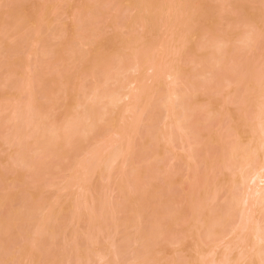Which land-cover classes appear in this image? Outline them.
Returning a JSON list of instances; mask_svg holds the SVG:
<instances>
[{"label": "bare ground", "instance_id": "obj_1", "mask_svg": "<svg viewBox=\"0 0 264 264\" xmlns=\"http://www.w3.org/2000/svg\"><path fill=\"white\" fill-rule=\"evenodd\" d=\"M125 1L121 2V6H123V4H124V9H125V6H127V5H128L127 6L128 8L134 7L133 9H137L136 11H134L135 12L134 15L132 13V15H131L132 17L130 19H129V17H126L127 19H125V17H124L125 21L123 19H121L124 21V22L122 21V24L123 23H126V24H123V26L124 25L125 26H124V28H123V26L121 27L122 29H120V33L122 34V31L125 29L126 32L125 31L124 32L126 34L121 35L122 38L120 39V41H118L115 49L105 52L103 59L100 61V64L98 63L97 65L92 66L94 69H92V67H91V71L89 70L90 66L87 68V71L89 72V73L87 72V75L89 77L91 75V81H92L91 82L92 84L89 85L90 86V89L88 88L89 90H86V92H85V91H83L84 90L83 87H82L83 90H81L80 84L84 82V81H81V78L79 80L81 82H79V81L76 82L75 80H73L76 83L73 82L74 85L72 87V90L69 91V92L73 91L72 92L73 94L67 92V94H69V97L71 96L70 98L71 99L73 98V105H72V102L71 103L69 102L71 104L70 107L67 106V105H69L68 102L65 103L64 102L65 99L63 100V98L66 97L67 95L65 94L64 97H63V95L62 96L59 95V93L61 94V92H63L64 89H66V87L67 88L69 87V86H67L68 84L66 83V81L70 80L69 79L70 76L67 77V75L65 73H63L64 77H66L67 80L62 81L64 78L62 77V75L59 74L60 72L59 73L57 72V74H59L61 76L62 80L60 79V81L63 82L62 83L63 87H62L61 84H58V82H59L58 76L54 73L55 76H57V77H55L54 74L49 73V71L47 70V69H49L47 67L48 66L47 61H45L46 64L45 63L41 64L40 63L41 61H39V60H38V62L36 61V66L38 67L40 65L38 67L40 69V71H39V69L38 68L36 69V67L34 65H33V67L30 66V62L27 59L25 61V59L23 58L25 56V55H23V54H25V50L28 51L29 54H30V52H31V54L36 53V51H32L33 48L31 51L27 50V48L29 47V49H30L31 44L33 42H34L33 45L38 44L39 38L38 39L35 38V36L38 37V35H39L38 29L32 28V30H31V32L33 31L32 34L30 32L31 35L28 33V34H26V36H24V38L26 37V39H23V40H25L26 43H28L30 46L24 45V46H26V49L24 46H22L23 47L22 48L21 44H23V40H21L22 43L21 44H15V46H14L15 50L13 48V50H14L13 53H15V54L12 53V55H14L13 59L10 61L11 63H8L9 66H7V68L8 67H11V68H8V70H5L8 73V74H6V73L5 74L8 76L7 77L5 76V80L3 78L4 81L2 83H0L1 86L9 87L8 89L12 90L11 95H13V97L10 99V101H8L7 103L5 102L6 104L2 103V106L0 105V116H1L0 117V127L1 126L4 127L3 128L4 133H5V131L9 130L8 132H10L9 133L10 138H7V139L5 138L6 140H8L7 142H9V143H6V144L9 145L12 142L13 145L11 144V148H12V146H13V148L10 152L12 155L14 153L13 157H15V154L17 157L16 159L13 158V160H12V158H10L12 160V163H14L15 161H17L18 163L21 161V163H22L23 159L21 160V158L26 157L27 159L25 158L24 159L25 162L23 161L22 164H26L27 167H28L27 164H30L29 165L30 167H28L29 169H33V170L35 169L36 170V168H37L40 171V167L43 164V163L41 164V162H43V160L42 161L39 160L40 161L39 162L38 159L40 157H41V159H43L45 157L44 153H42V151L45 152L44 151L45 148H54L55 152H57V153L61 149L62 150L68 149L69 151H67V153L73 152L72 151V146H74L73 144L77 142L76 140H79L81 138L82 140H79V142L76 143V144H78L77 147L75 146L76 149L77 148L81 149V148H79L80 147L79 144L84 142V140L86 141L89 138V136H88L89 134H90V136L92 135V133L93 134L96 133V135L100 134L101 125L99 126V123L104 120L105 116H106L105 118H107V114H109L108 117L110 116L109 119L111 120V122H109V124L112 123L113 124L112 126H116V127L119 126V128L117 129V132H115V134H117V136H119V138L118 137L116 139L113 138L114 140L113 141L111 140V142H109V144H107V143L104 145L100 144L101 146L99 144L97 145L94 141L92 143V147L90 148L88 146L87 149H89V150L88 151H87V149L85 150V151H87V154H89V156H87V154H86L85 156H87V157L84 156L85 157L84 160L80 158L83 161H79V159L75 160L77 162L74 161L75 162L74 166L77 165L79 167V169H83L81 171L78 169V171L74 172V173L75 174L79 173V174L75 175L74 173H72L71 176H73V174H74V176L80 175L79 177H77V178L74 177V178L75 179H79V178L81 179L82 178L79 181L80 183H78L77 185L83 191V194L85 191V194L82 195L84 200L82 198H80L79 201H75V198L79 195L80 192H82L80 190V192L78 193L77 192L78 188L77 189L74 188L75 192H73V193H75L74 194L75 196L73 195V193L71 191L73 190L72 188L76 185L75 182H74L75 185L71 188V191H70V189L68 190L71 193L69 195V197L66 196L67 195L66 189H68V187L65 188L64 191L61 190L62 191V192H60L61 194L63 192H65V193L62 195H59V198L55 197V199L57 198V201L56 200H54V201L57 205L56 204L52 205L53 203H51L52 206H50V209H48L46 211L47 213L45 212L46 214H44V215L42 214L40 219H38L39 217L36 218L40 221V223H43L42 220L45 219V217H46V219H45L46 221L43 220L44 221L43 225L39 226L38 225L39 223L37 224L35 222V224L38 226V227L36 226L38 228V230L36 232H38V231L40 232V233L38 232L39 234L38 233L37 234L40 235L41 233H44V235H45L49 231H51V229H52V232L48 233L52 237L53 234L55 233L54 231H56L59 226L61 227L60 224L55 225L54 224L55 221H53L56 218L60 221L61 215H59V214L65 213V216H67L66 213H68V215L70 214V219H72L71 217L74 218L76 215L77 216L75 217V219L78 216H80V218H81V213L84 216V212L79 211V212H81L80 215L78 212V208H79V210H81V208L83 209V206L81 207V205L83 204L82 203L83 201H85L83 205H85L87 202H89V204H90V202H92L90 208H88V206H89V204H88L86 207H84L85 209L82 210V211H85V213L87 212L86 223H87V220L89 223H90V221H92L94 225L96 223L95 221L99 222V219H101L100 216H98V218H99L98 220L95 219V216H96V213L101 214L100 211L102 210V205L104 204V201H106V200L101 198V197H103L101 195L103 193H101L99 190L98 193L99 192L101 193V194L99 193L101 195V197L100 196H97V197L98 198L100 197L101 200H99L100 202L97 203L99 207L97 208V210L95 209L94 206L97 204H94L95 200L93 198V195L91 194V190L93 191L94 187L96 185L98 187V186H100V184L98 185L96 183V185L95 186L93 185L94 186L93 187L90 184L91 181H88V179L89 178L92 179L93 175H91V173L94 174L95 172H97L98 176L101 177L100 174H102V171H105L104 169H106V165H108L109 167L111 166L110 170H112L114 167L118 166L117 168L119 169V171L116 169V171H117L116 174L118 173L116 176L118 179L115 178V180H113L114 181L113 184H117V187L119 188V189L117 188L118 191L121 190L120 200L125 199V201H124L125 203H127L128 205H132L131 209H133V210L130 209V212L135 211V209L137 210L135 212H138L141 209V205L139 204V201H143V203H144V200H140V197L143 198L144 193H146L145 190L148 188L149 183L143 184L144 187L141 186V188H140V186L137 188L136 186H138V185L133 187L132 182L131 183L128 182V184L124 183L125 181H128V178L126 179L127 176L124 178L123 174L126 171L124 170V168L123 169L121 168L123 165L125 167L126 161L128 159V154L133 153V150H134V139H133L134 135L133 134L136 132L140 133L139 128L142 127L143 124H144V127H146L145 126V120H147L146 124L148 126V129L147 128L146 129L150 130V128H151V131L154 133L153 136H156V138L155 137L154 138L160 143V144L158 143L160 148H157L156 147V145L158 146V144H156L157 142L154 143V140H152L154 145L156 144L153 147L154 150H155V148L163 149V150L165 148L166 150H168V151L172 150V152H173V150H174L173 146H176V145H174L175 143H177L176 141H178V144H180L179 147L181 146V148H184L186 146L185 147L186 150H188L190 147H193L192 146V145H194L193 143H195L197 141L196 139L198 138V136L200 134L198 132L197 127H195V123L193 121H189V119L193 113L191 106L200 99V97H198L196 99L195 98L196 96H194V98L197 101H195L193 99V95H196V94H194L195 91L199 90V89H196V87L198 88L200 85H202L204 87L205 84L203 83V80H208V82L210 83L211 80H213V77H217L220 75V73L224 67L223 60H222L223 58H221L222 56H224V54H223L224 52L223 53L221 52L223 54L221 57H216L214 55H216V53L219 52V50L217 51V49L218 48L221 49L222 48L221 46H225L226 44L229 46L233 42L236 41V42H239V45H237V47H236V50L238 52H239V50H241V52H243L242 51V49H243L245 51V53H248V52L251 53V51H253L255 47L256 48H259V47L262 48L259 50V52L257 50H255L256 53L257 52L258 53L254 56L253 60L255 58L256 59L259 58V60L255 59L256 62L251 61V63H250V64H252L251 67L248 70H246L243 74H241L240 76L237 75L234 79L235 82H237L238 79L243 80V84H244L243 86H247L246 89H244L245 87H243V89H242V91L245 90V92L244 91L239 92L238 90L240 88L236 87V85H235L236 88H233L234 90L232 89V90L227 92V95L231 99H239V100L241 99V101H243L242 103L243 104L245 103L246 110L248 108H250L249 109L250 113L247 117H245L242 120V122L240 121L239 124L237 123L236 125H234L235 127L230 128L231 130L229 129V131H231L230 134L232 137V139L229 142L230 144L228 142H226V145L222 144L221 150L219 149L220 153L218 152L219 153L218 156L217 155L213 156V158L210 156L212 158V159L210 158L212 161L211 160H209V161L205 160L204 161L206 163L207 162H212V163H210V164L208 163L207 166H204L206 170L204 169V172H203V181L204 182L201 181L203 184L200 183V184H202L200 186L201 191L199 190V187H197L196 189H198V191H200V192H198L197 190L195 192L193 191L192 193H194V194L190 195L189 201H188L189 202V208L191 209V210L189 209L190 210L189 212H191L190 213L191 216H189L190 220H188V223H187L188 235L187 234H185V235L188 236V237L187 236L186 237L189 239L188 242H190V246L188 247L190 253H188L184 257L180 255V257H183V259L182 258H180V259H182L184 261V262H182V264H264V108H262V106H261V90H260L261 64H262V61H264V53L260 54L261 53L260 51L264 50V39L263 40L258 39V37L261 36L262 33L259 35V33L254 32L253 27L256 26V24L253 25V27H252L249 23H245L246 20L244 23H242V26L240 27V29L243 28L244 24L251 26L252 29L250 27V29L249 28H246L245 30L241 29V31L239 30V32H237V26H238V24H236V23H238V22H236V21H238L237 18H239V23L241 22L240 21L241 18L240 17L236 18V16H235V15H237L235 13L236 12L235 10H237V8L235 7V9L232 10V12H234L235 15L230 16L228 14V12H227L228 15L227 14L223 15L222 11L224 10V8H223L224 6H222L223 5L222 3H219L218 8H216V11H218L219 15L222 14L223 16H225V17H223V16L222 17L226 18L224 20H226L227 22L226 21H225L226 23L224 22L225 23L224 29H221L220 32L217 31L216 35L219 34L218 37H215L216 36L215 34L213 36L210 35L214 30H209L212 27H211V24L209 23L210 19H208L209 18V16H208V17L203 18V19L207 20V21L204 20L206 22V24L204 21H202V19H201V21L203 24L206 25V26L205 25H202V26L206 28L207 32L212 31V32H210V34H208V35H210L208 37L209 40H204V38L198 37L200 35L202 37H204V35H202L203 33L201 31H204L207 34L206 30H202V28H203L202 27L201 30H199L200 33L198 35L196 33V35H197V39L200 40V38H201L204 41L201 40V42H203V43L197 42L198 46L195 44V40H194V38H192L193 36L190 34V29L188 28L189 27L188 21H190V19L187 21L186 25L184 23V27L188 26V27H186V28H188V30H185L183 32L184 35L182 34L183 35L182 39H180L181 37H179V39H177V36L175 38V36L173 34L175 32H177L176 30H177V27L179 26L178 23H180L179 21H181V19L178 18V21H177L178 25L176 24L177 27L174 25L176 27L175 28L172 25L173 27H170V29H169L170 34L167 36L168 39L165 40L162 38L164 40V41L162 40L163 42H160L161 39H158L159 41L157 43L153 44L152 47H151V44L149 43V45H150V49H149L145 44H147L149 42V41H146V37L148 35L147 33L150 31H144V30H146L148 28L146 26V24L150 23V19H151V17H149L150 12H151V14H152V12H154V14H155V8L157 7V5L155 6V4L159 3V1L153 0L154 6H152L153 4L152 5L149 4L150 3L149 0H145L144 3L142 1L141 5H139L138 7L136 6L137 4L134 3L135 0L134 1L133 0H127V2H125ZM128 1L132 6L128 3ZM137 1H139V0H137ZM169 1L171 3V0H169ZM46 2H48V0H46ZM110 2H112V1L109 0V3ZM160 2H161V0H160ZM134 4H135V6H134ZM161 4L162 3L158 4V6L160 8L158 7L157 11H160V9L161 10L163 9L164 6H163V4L162 5ZM95 10L92 12V16L93 15L97 16L95 13H97L98 10L97 11H95ZM179 10H181V9H179ZM157 11H156V14H157ZM164 11H166V10H164ZM184 12L185 11H183V13ZM40 13H41V11H40ZM129 13H131V12L129 11ZM129 13H128V16H130ZM166 13H167V11H166ZM38 14H39V12H38ZM156 14H155L153 19L158 21V19L161 17L162 13L158 12V14H160L159 16H158V14L157 15ZM167 15H168V13H167ZM170 15H172V14H170ZM176 15H175V17H176ZM179 15H177V16H179ZM200 15H201V13H200ZM200 15H199V17H201ZM94 16L91 17V19H94V20L98 19V18H94ZM42 17H43V19L45 18L44 13L39 15V18H42ZM98 17H99V15H98ZM191 17L192 16H190V18ZM222 17L220 19L223 20ZM235 18H236V20L234 22H236V23L234 24V23H232L233 22L232 20ZM128 19H129V21H128ZM175 19H177V18H175ZM170 20H172L173 22L175 21L172 18H170ZM132 21H135V22L137 21L138 22L137 24L140 23L142 25L143 30L140 33L139 32L138 33L140 35L142 33L143 35L136 37V35H137L136 34V35H134V37L132 36L130 38L128 31L130 30V24ZM167 21H169V20L167 19ZM250 21H251V19H250ZM252 21H254L256 23L262 22L264 25V12L256 13V15L253 17ZM163 23L164 22H162V24ZM262 23L260 25H262ZM15 24H16V22L11 23L10 27L11 28L16 27V25L18 23L16 25ZM153 24H155V23H153ZM229 24H231V25L229 26ZM119 25H121V23ZM126 25L128 27H126ZM133 25H134V22H133L132 26ZM164 25H166V24H164ZM160 26H163V25H160ZM180 26L182 27L181 24H180ZM262 27L264 28V26H262ZM128 28H129V30H127ZM165 28L167 29V27H165ZM168 28H169V26H168ZM186 28H184V29H186ZM244 28H245V26H244ZM260 28L261 27L258 28L259 32L262 31ZM132 29H133V27H132ZM169 30H167V31L169 32ZM143 31H144V33H143ZM116 33L114 36H116ZM126 35L128 36V38ZM170 35H173L174 37H171ZM27 37L29 38V40ZM212 37H215V38H212ZM125 38H127V40H125ZM190 38H192V39H190ZM205 38H207V37H205ZM217 38H219V40ZM122 39H124V40H122ZM152 39H153V37H152ZM216 39H217V42H214V41H216ZM27 40H28V42H27ZM32 40H33V42H31ZM191 40L192 41L194 40V42H192V44L194 43L197 46V47H195V45L193 44L195 49L193 48V46H190ZM211 40L214 42V44L217 43V45H215L216 48L218 47L217 49L211 47V45L213 43ZM258 40L261 43L258 42ZM207 42H209L210 44L207 45ZM257 42L262 44V45L261 46L257 45L256 44ZM199 44L200 45L206 44L205 46L207 48L210 45L209 47H211L213 51L215 50V53L212 52V50L208 51L207 48L204 47V45L199 46ZM227 45L225 46V48L227 47ZM215 46H213V47H215ZM144 47H145V49L147 47V49H149V52L148 51L146 52ZM190 47L192 49H190ZM142 48H143V51L141 50L142 51V53H141V51H139V50ZM185 48H187L189 50H193V51L187 50L188 53L191 52L190 53L191 55L193 54L194 51L196 52V54H193L192 56L189 55V57H191V58L188 57L189 59L188 58L183 59L185 55H186L185 58L187 57V54L184 53V52H186ZM225 48H223V49H225ZM245 48L247 49V51L245 50ZM20 49H25V50H22L23 54H21ZM183 49H185L184 52H182ZM10 50H12V49H10ZM177 50L180 51V53ZM173 51H176V52H174V53H176L175 54L176 56H174V53L172 54ZM255 51H253V52H255ZM54 52L55 51L52 50V52L48 51L46 53L51 55V54H54ZM57 52L58 51H56L55 53H57ZM143 52H145V54H143ZM177 52H178V55H177ZM262 52H264V51H262ZM150 53H152V54H150ZM245 53H244V55H245ZM19 54H20V56L23 55L22 59L19 56ZM69 54H72V52ZM77 54L79 57H81V55L82 56L84 55L82 52H80V53L78 52ZM142 54L145 56V57L143 56V59L146 58L145 59L146 61L144 60L145 63L143 62L142 64H145V66L147 68L145 66L141 67L142 64L140 63V61L143 59H142V56L140 57L139 55H142ZM181 54H183L184 56ZM54 55H56L55 56L56 60L59 58V61H60L63 58V57H61L62 55H59V53L54 54ZM147 55L149 58H147ZM168 55H170L169 56L170 62L166 61V58L168 57ZM171 55H173L174 57H172ZM218 55H220V53ZM250 55H252V54H249V56ZM50 57H52V56H50ZM170 57H172V58H170ZM192 57L194 58V60H192L193 59ZM180 58H182L183 60ZM245 58H247V57H245ZM250 58H251V56H250ZM250 58L246 59L248 61H246L245 63L249 62V60H251ZM125 59L126 60L130 59V60L129 61L127 60L128 61L127 62V61H124ZM138 59H140V61ZM147 59H149V60H147ZM190 59L193 62H191ZM260 59H262V60H260ZM181 60H182V63L180 62ZM184 60L185 61L188 60V62H187L188 64L183 63ZM257 61H259V62L261 61V63L260 64L258 63V65H257ZM25 62L27 63L28 68L30 66V68L32 70L30 68L27 69V65ZM192 63H193V65H190ZM43 64H45V65L42 66ZM161 64L162 65L164 64L165 66H162ZM96 66H97V68H96ZM22 67H24L25 70ZM42 67H44V70L42 69ZM143 68L146 69L147 72L148 71L150 72V73H148L149 76H148V74H147V76L146 75L139 76L141 73V70H143ZM41 69H42V71H41ZM196 69H198V70L195 71ZM37 70L39 71V73H37ZM201 70L203 72H199ZM12 72L14 75L12 74ZM198 72H199V74H198ZM206 72L208 74H210L209 77L208 76L206 77L203 75ZM160 73H162V75H160ZM49 75H50V77H49ZM143 76H146V77H143ZM162 76L165 79V81L169 82L170 84L167 82L165 83ZM199 76L201 77L202 81H200V79L198 78ZM75 77H77V76H75ZM138 77H140L141 79L140 78L138 79ZM49 78H50V80H49ZM144 78H146L147 80L144 81L143 80ZM198 79L200 82H202V84L198 81ZM34 80L36 83V85H34V87L35 88L37 87L36 91H39V88H40L39 93L42 90V92H44L43 93L44 97L46 96V100L50 98V99H52V101H54L56 98V100L53 103H55L57 106L55 104H53L52 101H49L50 99L48 100L49 103L51 102L50 106L47 105L48 103L46 104V106L45 105L42 106L43 104L40 105L41 102H39V103L37 102L38 104L35 102L36 101L35 97L34 98L32 97L34 90H35L33 88V84H35ZM83 80H84V78H83ZM148 81H149V83H148ZM55 82L57 83V85ZM142 82H144V84ZM208 82H205V83H208ZM37 83L38 84L40 83V84L38 85ZM43 83H45V84H43ZM53 83H54V85H53ZM89 83H90V81H89ZM154 83L156 85H153ZM46 84L47 85L51 84V85H49L47 87ZM83 84L85 85V83H83ZM145 84H149V86H147ZM151 84L153 85V87L151 86ZM40 85H41V87H40ZM44 85H46L45 89H44V87H45ZM64 85H65V87H64ZM112 85H114V87H112ZM158 85H161L164 88L163 89L164 91L162 90L163 94L160 92H159L160 94L157 93L158 90L155 92ZM163 85L164 86L166 85V87L167 86H169V87L166 88ZM38 86H39V88H38ZM59 86H61V87H59ZM70 86H71V84H70ZM86 86H87V84H86ZM202 86H200L199 88H201ZM159 88H161V87H159ZM20 90H22V91H20ZM79 90H80V92L82 91L81 95H79V94L77 95V93H80V92H78ZM9 92H11V91H9ZM18 92H19V95H18ZM154 92L159 95V97L157 94L154 95V96H156L155 97L156 100L161 97V99H158L159 101L160 100L162 101V99H163L162 97L167 96V99L165 97V99H163L164 102L162 101V103H160L158 105V107L159 106L164 107L163 109L160 108V110H159L158 107L156 108L154 106H151V100L150 99L153 97ZM65 93H66V90H65ZM20 94H22V97L20 96ZM23 94H25L26 98H27V99L25 98L26 99V100H24L25 102H23V100H21V98H23ZM43 94H42V96H43ZM57 95L62 97L61 102L62 103L64 102L63 105L65 107L59 101L60 97ZM69 97L67 96L66 98L68 99ZM74 97H76V98L74 99ZM83 97H85V98L82 100ZM57 98L59 100H57ZM77 98L80 100H78ZM34 99H35V101H34ZM85 99H86V101H85ZM145 99H147V100H145ZM81 100L83 103L85 101V103L84 104L81 103ZM141 100L142 101L145 100V105H146V107H148V109L150 107L152 108L151 110H149L148 113L146 112L147 114H146L144 121L141 118L142 114L139 116V113L136 114L135 109H134L135 105L138 102H140ZM156 100H154V101H156ZM159 101H158V103H159ZM124 102H125V104H124ZM199 103L201 104L203 109L204 108L206 109L205 114H207V116L211 115L209 117H213L214 113L217 110L219 111V109H220V107H216L217 105H215V104L213 106L212 105L213 102H211V101H200ZM82 104L84 106H82ZM123 104H124V106H123ZM156 104H157V102H156ZM60 105L63 107H61ZM152 105H153V102H152ZM210 105H212V106H210ZM48 106H49V108H48ZM73 106H75V108H77V106H81L82 108L84 107V109H83V111H81L82 113H78L80 110L77 112H76V110L79 108H77V109L71 108ZM122 106H123V109H122ZM125 106H127V107H125ZM46 107H47V109H46ZM124 107L128 109V111L130 113L129 115H128V111L126 109H124ZM245 107H243V108L245 109ZM54 108H56V109L58 108V109L62 110L59 113L57 111H54L57 114L56 116H58V114H59V117L54 118L55 113H52L53 111L52 112L49 111V109L53 110ZM120 108H121V110H125L127 113L126 116H128V118H130V122L128 119H126L127 117L125 118L129 124L126 122L125 119L123 120V122H120L121 124L118 123V120L120 121V118L122 117L123 113H125V111H122V112L120 111V113H119ZM154 108H156V109H154ZM44 110H46V111H44ZM157 110L159 111V113H160V111L163 112V110H164V114L166 112V114L163 115L164 121H162L163 119H161V121H162L161 123H163V127H162V125L155 123V124H157V126L159 125L158 127H160V126L162 128L165 127V129L162 132L157 131L158 133L155 130L156 127L153 125L154 123L152 124V126H154L155 128L151 126V123L148 124V122H152V121L154 122L155 121V120H153V117H154V119H155V117L156 118L158 117V116L153 115V114H155V115L157 114V112H156ZM229 110L226 111V113L227 112L230 113ZM4 112H6V114ZM61 113H63V116L61 115L62 118L60 116ZM113 113H116L117 116H116V114H113ZM162 114H160V116ZM114 115L116 116L117 119L118 118L119 119L116 120ZM3 116H4V118H3ZM5 116H7V117H5ZM119 116H121V117H119ZM142 116L144 117V115H142ZM160 116H159L158 122L160 120ZM107 119H105V120L107 121ZM109 119H108V121H109ZM108 121H107V123H108ZM121 121H122V119H121ZM125 124H126V126H125ZM2 127L0 128L1 129L0 131L3 130ZM98 127L100 129L99 131H98ZM126 128H127V130H131V131H127ZM153 128H154L155 132L157 133V135H155L156 133L153 131ZM146 129H144V131H147ZM159 131H160V128H159ZM147 134H149V131H147ZM0 136H2V135H0ZM6 136H7V133H6ZM6 136H4V137H6ZM9 136H7V137H9ZM85 136L88 138L85 139ZM140 136L143 137L142 134H140ZM144 136L146 137L148 135H144ZM92 137H94V136H92ZM83 138H84V140H83ZM94 139H95V137H94ZM80 141H82V142H80ZM190 141H194V142H190ZM14 145H15V147H14ZM112 147L115 148L114 149L115 151H113V152H112V150H113ZM169 148H171V149H169ZM70 149H71V151H70ZM76 149H74V150H76ZM108 149H112V150H108ZM150 149H151V151H154L152 148H150ZM37 151H39L38 152L39 157H37V160H36L37 162H36V161H34L35 159H33V157H35V156H33V153L35 154V153H37ZM46 151H48V150L46 149ZM109 151H111V152H109ZM158 152L156 151L154 153V155L157 156V154H158V156H161L163 154L162 151L159 152L160 154ZM31 153H32V155H30ZM59 153H61V151ZM11 154H9L10 157H12ZM28 154L30 156H32L33 162L34 163L36 162L37 164L32 163L31 158ZM65 154H66V152H65ZM190 154H193V153L190 152L189 156H190ZM18 155L21 156L20 159H19L20 156L18 157ZM41 155H43V158ZM45 155H47V154H45ZM48 155H50L49 151H48ZM90 155H91V157H90ZM172 156L177 157L178 153H176V151H175V152H173ZM28 157L30 158V160ZM189 158L190 159L194 158V155L190 156ZM206 158H207V160L209 159L208 157H206ZM18 159H19V161H18ZM216 159H218V160H216ZM26 160L28 163H26ZM213 161H215V162L217 161L216 164H213V163H215ZM17 162H15V164ZM15 164H13V165H15ZM40 164H41V166L38 167V165H40ZM34 165L37 167L34 168ZM23 166H25V165H23ZM45 166L46 165H44V167L42 166L43 171H45V168H47ZM112 166H113V168H112ZM109 167L107 170H109ZM48 168H49V166H48ZM48 168H47V170H48ZM190 168H192V167H190ZM194 168L195 167H193L192 170ZM130 169H131L130 173H132L133 172L132 167ZM110 170H109V172L107 171L105 178L107 176L109 177ZM122 170H123V172L120 173V171H122ZM35 172L38 173V171H35ZM81 172H84L82 174V176H81ZM194 173H195V171H194ZM120 174H122V175L118 176ZM83 175H85V176L83 177ZM124 175H126V174H124ZM71 176H69V177L73 178ZM122 176H123L124 180L122 179ZM132 176H134V175H132ZM70 178L67 181L70 182ZM133 179L135 180V177ZM121 180H123L124 182L122 183ZM129 180H130V178H129ZM131 180H132V178H131ZM71 181L73 182V180H71ZM75 181H77V180H75ZM136 181H138V180L133 181V184ZM65 182L63 184L66 185L67 182L66 183ZM71 183H70V185H71ZM124 184L127 185L126 188H124L125 187ZM136 184H138V183H136ZM145 185L147 186L146 188H145ZM61 188L63 189L64 185ZM101 188H103V191H104V187H101ZM101 188H99V189H101ZM142 188H144V189H142ZM59 189H60V187H59ZM125 189L127 190V194H125ZM57 191H58V188H57ZM95 191H97V190H95ZM123 191H124V193H122ZM221 191H224L225 194L223 192L221 193ZM220 193L224 195V196H221L222 202L219 199L222 204H220L219 201H218L219 203L217 204V202H215V201L218 198V196L221 195ZM122 194H123V196H121ZM86 195H87V197H89V198L86 197L88 201L85 198ZM95 195H94V197H95ZM90 197H91L92 201H90ZM97 197H96V200H97ZM61 199H63V200L61 201ZM81 200H83V201H81ZM116 200L119 201L118 198ZM107 201H106V203H107ZM102 202H103V204H102ZM28 203L30 204V205H28L29 206L28 209H30L33 206L32 207L33 212L31 211V213L27 215L28 221H26V223H27L26 225H29V227H30V223L32 222V220H30L32 213L36 214L38 212L37 214H39V211L35 212V210H39V209H36L38 207L35 206V204H33V202H32V204L30 202H28ZM76 203H79V204L82 203V204L79 206H76ZM125 203L123 206H126ZM24 204L26 205V202H24ZM121 205H122V203H121ZM105 206H106V204H105ZM110 207L112 208V206H110ZM110 207H108V208H110ZM107 210H106V213L108 212ZM66 211H68V212H66ZM26 213H28V210ZM103 214H105V212ZM40 215H41V213H40ZM56 215H58L59 217ZM23 216L26 218V215H23ZM20 217H21V215H20ZM24 217H22V218H24ZM64 217H62V218H64ZM109 217H105V219L106 218L109 219ZM140 217H142V216L136 215V218L131 217L129 219V216L128 217L126 216V217H122L123 218L122 220L125 219V221H128V219H129L131 221V224H132V220H133V223H134L133 225H135L137 227V229L139 230L140 222H141ZM33 218H35V216L32 217V219ZM24 219H22L23 222H24ZM57 219H56V221H57ZM107 219H106V221H107ZM77 220H78V218H77ZM102 220H104V219H102ZM35 221H37V220H35ZM52 221L54 223H52ZM59 221H57V223ZM65 221H67V220H65ZM130 221H128V222H130ZM0 222H1V220H0ZM28 222H29V224H28ZM60 222H64V221H60ZM122 222H124V221H122ZM128 222H124V223H128ZM5 223L6 222H2L1 224L3 225ZM89 223L86 225V226L89 225L88 230H90V228H92L91 223L90 224ZM102 223L105 225L107 222H101V223L99 222V224H102ZM61 224H63V223H61ZM99 224L97 223L96 224L97 226L95 225L97 227L98 231H100L101 230L100 228H102V225L100 227ZM2 225L0 226V228L2 227L1 231H4L3 230L4 226H2ZM6 225L7 226H5V228L8 227V223ZM65 225L63 224V226H65ZM31 226H33V224ZM36 227H35V229H37ZM48 227H49V230L47 229ZM96 227L94 229H96ZM156 228L157 227L155 226L153 230H151V228H150V230L148 229V231L153 233V236H152V233H150V232H148V233L146 232L147 234L145 235L144 234L145 231H144L143 233L138 232L136 234L135 238H133L134 237V235H133L131 238H128V240L133 239L134 240L133 242H137L138 238L141 240L142 239L146 240V238L149 235H151L152 238H150V241L149 242H148V240H146V241H147V243H151L154 240L153 243H155L156 233H157L155 231ZM27 229L29 230L28 227H27ZM102 229L104 230V228H102ZM92 230H91V233H92ZM103 230H102V233H103ZM5 232L7 233V230ZM36 232H34V233H36ZM100 232H98V235ZM183 232L185 233V231H183ZM101 234H100V236L103 235V234L102 235ZM180 234H181V232H180ZM82 235L83 234L81 233V237H82ZM98 235H96V236H98ZM42 236H43V234H41V236L38 238L41 241H42V239H44V238H41ZM27 237H28V235H27ZM85 237H86V239H85ZM87 237H89L88 239H90L89 244L94 243V242H91V240L93 241L95 236H94V238L90 237V233L87 236L84 235V240H87L86 242L89 241L87 239ZM136 238H137V240H136ZM182 238L186 239L185 236L184 237L182 236ZM182 238H179V240H181ZM226 238H228V239H226ZM96 239H97V237L95 238V241L97 242L98 240H96ZM126 239H127V237H126ZM126 239H125V241H127ZM148 239H149V237H148ZM33 240H34L33 238H30L29 243ZM80 240L83 241L82 238ZM99 240H101V239H99ZM141 240H139V241L141 242ZM35 241H38L37 236H36ZM146 241L143 242L144 247H146L144 244ZM182 241L184 242V240H182ZM74 242H75V239H74ZM79 242H78V244H79ZM71 243L73 244V241ZM41 244H43V241L41 242ZM109 244H108V246H109ZM123 244H124V241H123ZM126 244H127V242H126ZM132 244H135V243H132ZM40 245H39V247H40ZM73 245L75 246V243ZM73 245H71V246H73ZM81 245H84V243ZM85 245H87L88 248H90L89 251L87 250V254L89 253V255L91 256L90 253H91V250L93 249L94 252L92 253V255L94 254L95 258H98L97 261H100V262L107 260L106 258L110 259L109 257H111V256L109 254V257H107V253L113 252V251L109 252L108 246H107L108 250H106L105 246L103 247V248H105L103 250H106V251H103V250L101 251V249L97 250V248H98L97 245H99V242L97 243V245L95 244L96 246H94V244H93V248L91 246L89 247V245L87 243ZM110 245L112 246L113 243H111ZM116 245L118 246V244H116ZM71 246H69V243H68L67 247L70 250L69 251L66 250L68 252V253H66L67 254L66 256H65V252H64V257H67V256L70 257V258H67L68 262L71 261V260L69 261V259H71V256L73 255V251H72L73 247H71ZM111 246H110V249L114 250V248L112 249ZM124 246L126 247L125 244H124ZM147 246H149V244H147ZM150 246H151V244H150ZM155 246H156V244H155ZM78 247L81 248L80 246H78ZM84 247L86 248V246H84ZM94 247H96L95 249L97 251L94 250ZM75 248H77V245L74 247V249ZM83 248L80 250L76 249L78 252L77 251L74 252V254H75L74 256L77 255L76 253H78V255H80L81 254L80 251L85 252V249H83ZM117 248H115L116 251H114V253H112L113 254L112 257H114V256L115 257H122V256H124V255H122L123 253H126V252L130 253V251H126V249L123 247L122 250L124 249L126 252H122V254H121L122 256H121L118 253L120 251H118ZM126 248H128V247H126ZM151 248H153V246H151ZM2 249H0V251ZM4 249H5V247H4ZM129 249L130 248H128V250ZM133 250L134 251H132L131 253H134L135 251L136 252L139 251V250L137 251L135 249H133ZM146 251H147V247H146ZM84 252H83V255H84ZM144 252H145V250H144ZM1 253H2V251H1ZM69 253L72 255L69 256L70 255ZM127 253L125 256H127ZM183 253H184V251H183ZM172 254H173L172 255V257H173L174 253H172ZM89 255H87V256H89ZM132 255L133 254H131V256ZM24 256H28V255H24ZM80 256L78 257V260L80 259L79 261L81 262ZM87 256L86 255L83 256V258L86 257L85 263H88L90 261L88 259L90 257L87 258ZM94 256H93V258H94ZM140 256H141V254H140ZM175 256L178 257V259H179V255H175ZM175 256H174V260H172V262L175 260L176 261L178 260L177 258H175ZM62 257H61V259H62ZM76 257H74L75 261H77ZM112 257L109 260L110 261L109 264H112V263L114 264V262H115V261L114 262L111 261V260H113ZM134 257H136V255ZM32 258L33 257L30 256V259H29V260H31L30 262H28L29 260H26V258L24 259V261L26 260L30 264H38V262L40 264V261L34 262L33 259H35V258H33V259ZM184 258H185V260H184ZM91 259H92V256H91ZM146 261H147V259H146ZM94 262H96V261H94ZM65 263H66V261H65ZM105 263L106 262H104V264ZM74 264H81V263L76 262ZM96 264H99V263H96ZM141 264H146V263H144V261H143V262H141ZM173 264H177V262L176 263L173 262ZM179 264H181V263H179Z\"/></svg>", "mask_w": 264, "mask_h": 264}, {"label": "rangeland", "instance_id": "obj_2", "mask_svg": "<svg viewBox=\"0 0 264 264\" xmlns=\"http://www.w3.org/2000/svg\"><path fill=\"white\" fill-rule=\"evenodd\" d=\"M110 1H112V2L109 3V0L108 1L107 0H48V2H46V0H0V83H2L5 80V76L6 77L8 76V75H6L8 73L5 70H8V68H11V67L7 68V66H9L8 63H11L10 61L13 59L14 55H12V53L15 50V48H14L15 44H21L22 43L21 40L26 39V37L24 38V36H26V34H28V33L30 34L32 28H34V29L37 28L39 35H38V37L35 36V38H37V39L39 38L38 44L33 45L34 42L32 40L31 42H33V43L32 44L30 43L31 48L30 49H29V47L27 48V50H30V51L33 48L32 51H36V53L31 54V52H30V54H29L28 51L25 50L26 46H24V45L30 46L28 43H26L25 40H23V44H21V47L22 46L25 47V49H20L21 54H23L22 50H25V54H23V55H25L23 57L25 59V61L27 59L30 62V66L33 67V65H34L36 67V69L40 66V65L38 67L36 66V61L37 62H38V60L41 61L40 62L41 64L45 63V61H47L48 66L47 65L46 66L49 68L47 70L49 71V73H52V74L55 73L58 76V81H59L58 84H61L62 87H63L62 81L67 80V78L64 77L63 73H65L67 75V77L70 76L69 79L71 81L70 80L66 81V83L68 84L67 86H69L70 88L66 87V89H64V91L61 92V94L59 93V95H61V96L63 95V97L65 96V94L69 97V94H67V92L72 90V87L74 85L73 82L79 81L80 78H81V81H84L83 83H85V85L83 83L80 84L81 90L84 89L83 91H85V92H86V90H89L90 89L89 85L92 84L91 83L92 81H91V75H90V77L87 75V72H88L87 68L90 66L89 70L91 71L92 66H95L98 63L100 64V61L103 59V57L105 55V52L113 50L116 48L118 41H120V39L122 38L121 35L126 34L125 29L123 31L121 30L122 34L120 33V29H122L121 27L123 26V24H126V23L122 24V21L123 20L125 21V19H127L126 17H129V19H130L132 17L131 16L132 13L134 15V13H135L134 11L137 10V9H133L134 7L128 8L127 7L128 5L125 6V9H124V4H123V6H121V2L125 1V0H122V1L121 0H118V1L117 0H110ZM142 1L144 3L145 0H139V1L135 0L134 3H136L137 4L136 6L138 7L139 5H141ZM158 1H159V3H162L164 7L162 6L163 9L162 10L160 9V11H157V8L159 7L158 6L159 3L155 4V6L157 5V7L155 8V14H156V11H157V14H158V12L162 13L161 17L158 19V21H156L153 19L155 16L154 12H152V14L150 12V14H149V17H151L150 23L146 24V26L148 28L146 27L147 29L144 30V31H150L147 33L149 35V36L147 35L148 38L146 37V41H149V42L147 44H145L149 49H150L149 43L151 44V47H152L153 44H155L159 41L158 39H161L160 42H163L164 41L163 39H165V40L168 39L167 36L170 34L169 29H170V27H173L174 25L176 26L178 18L181 19V21H179L180 23H178L179 28L176 26L177 32H175L173 35L175 36V38L177 36V39H179V37H181L180 39H182V36L184 35L183 32L185 30H188V28L190 29V27H188L189 25L184 27V23L186 25L187 21L189 19H191L190 16H192L194 11H196L199 15L201 13L200 19H202V21L205 20L203 18L209 16V18H208V19H210L209 23L211 24V27H212L209 30H214L213 31L214 33L212 31L207 32L206 28L202 26L203 27V28L201 27L202 30H206L207 34L204 31H201L203 33L202 35H204V37H202L201 35L198 37L204 38V40H209L208 37L210 35L211 36H213L214 34L216 35L217 31L220 32L221 29L225 28L224 24L227 21L224 20L226 18H223V17H225L223 15H226L227 12L230 16L235 15L234 12H232V10H234L235 7L237 8V10H235L236 11L235 13L238 15V16L235 15L236 18L237 17L241 18L240 23H239V18H237L238 21H236L238 23L234 22L236 20V18L232 20L233 21L232 23L238 24V26L236 25L237 26V32H239V30L241 31V29L242 30H245L246 28L250 29V27L251 26L253 27V25H255V24H256V26L253 27V31L256 33H259V35L262 33V31L259 32L258 28L261 27L260 28L261 30L264 29L262 27V26H264L262 22L256 23V22L252 21L253 17L256 15V13L264 12V3H262V0H171L172 4L170 3L169 0H161V2H160V0H158ZM125 2H127V0ZM149 2H150L149 4H151V5L153 4L152 6H154L153 0H149ZM128 3H129V1H128ZM219 3H222L223 4L222 6H224L223 7L224 10L222 11L223 15L222 14L219 15L218 11H216V8H218ZM193 5H196L198 7L194 10L192 7ZM134 6H135V4H134ZM179 9H181V10H179ZM94 10L95 11L98 10L97 13H95L97 16L93 15L94 18H98V19H96V20L92 19L93 20L92 25H90L88 27H83L81 25V19L85 18V17H93L92 12ZM164 10L167 11V13L170 17L167 15L166 11H164ZM40 11H41V13H40ZM129 11L131 13H129ZM183 11H185V12L183 13ZM38 12H39V14H38ZM43 13L45 14V18L44 19H43V17L39 18V15L43 14ZM128 13L130 16H128ZM170 14H172V15H170ZM174 14L175 15L180 14L179 15L180 17L177 15L175 17ZM98 15H99V17H98ZM159 15L160 14H158V16ZM124 17H125V19H124ZM221 17L223 18L224 21L222 19H220ZM170 18H172L175 21L173 22L172 20H170ZM175 18H177V19H175ZM121 19H123V20H121ZM129 19H128V21H129ZM167 19L170 22L167 21ZM250 19L253 23L250 21ZM245 20H246V22H245ZM205 21H207V20H205ZM13 22L14 23L16 22V24L17 23L18 24L17 25L15 24L16 27L11 28L10 26H11V23H13ZM133 22H134V25L132 26ZM162 22H164V23L162 24ZM244 22L249 23L251 26L244 24L245 28L243 26V28L240 29V27L242 26V23H244ZM120 23H121V25H119ZM137 23H138L137 21L136 22L132 21L130 24V30H129V28L127 29V30H129L128 33H129L130 38L132 36L134 37V35H136V34H137L136 37L143 35L142 33H141V35L139 34L143 30L142 25L140 23H139L140 25ZM153 23H155V24H153ZM261 23H262V25H260ZM164 24H166V25H164ZM180 24L182 25V27L180 26ZM205 24H206V22H205ZM205 24L202 23V25H205ZM160 25H163L164 27L160 26ZM230 25L231 24H229V26ZM124 26H123V28H124ZM168 26H169V28H168ZM126 27H128V26L126 25ZM132 27H133V29H132ZM165 27H167V29ZM183 27L184 28L188 27V28L184 29ZM252 27H251V29H252ZM201 28L199 30H201ZM167 30H169V32ZM144 31H143V33H144ZM32 32H31V34H32ZM210 32H212L213 34L212 33L210 34ZM115 33H116V36H114ZM199 33H200V31L197 32V35ZM208 34H210V35H208ZM173 35H170V36L174 37ZM197 35L194 38L196 45L198 43H200L202 40L201 38H200V40L197 39ZM218 35H216L215 37H218ZM261 36H262V34H261ZM261 36H259L260 38L258 37L259 40H263ZM152 37H153V39H152ZM205 37H207V38H205ZM215 37H212V38H215ZM127 38H128V36H127ZM127 38H125V40H127ZM192 38H190V39H192ZM217 39L219 40V38H217ZM217 39L214 42H217ZM28 40H29V38H28ZM28 40H27V42H28ZM122 40H124V39H122ZM194 40L193 41L191 40V44H192V42H194ZM204 40H202V41H204ZM259 40H258V42H260ZM214 42L212 43L211 47L217 49L218 47L216 48V46H215V45H217V43L214 44ZM258 42L256 44L261 46L262 45V44H260L261 42L260 43H258ZM201 43H203V42H201ZM191 44H190V46H193V48H194L195 44L194 43H193L194 45L193 44L191 45ZM208 44H210V43L207 42V45ZM196 45H195V47L198 46V45L197 46ZM201 45H204V47H206L205 46L206 44H201ZM201 45L199 44V46H201ZM237 45H239V42L235 41L231 45H229V46L227 45L226 48H225V46H221L222 47L221 49L220 48L217 49V51L219 50V52L216 51L217 53L214 56L221 57L224 54V56L221 57V58H223L222 60H223V64H224L223 70L221 71L219 76L213 77V80H211L210 83L208 82V80H203V83L205 84L204 87L202 85H200V86H202L201 88H199L200 86L198 88L196 87V89H199V90L195 91L194 94H196V95H193V99L195 100V98L197 99L198 97H200V99L198 101L195 100L197 102H195L191 106L193 113H192V116L190 117L189 121H193L195 123V127H197L198 132L200 134H199L198 138L196 139L197 141L195 143H193L194 144V145H192L193 147H190L188 149L189 151L186 150V148H185L186 146L184 148H181V146L179 147L180 144H178V141H176L177 143L174 144L176 146H173L174 147L173 152L176 151V153H178L177 157L172 156L173 155L172 150L168 151L165 148H164V150L163 149H157V148H160L159 147L160 143L155 139L156 136H153L154 133L151 131V128H150V130H147L148 129V126L146 124L147 120H145V126L146 127H144V124H143V126H142L143 128L140 127L139 128L140 131L138 130L140 133L136 132L133 134L134 135L133 153L128 154V159L126 161L125 167H124V165L121 167L122 169L124 168V170L126 171V172H124V174H126V175L123 174V176H124V178L127 176L126 179L128 178V181L124 182L123 176H122L123 180H121V181H122V183L124 182L126 184H128V182L129 183L132 182L133 187L138 185V186H136L137 188L139 186H140V188H141V186L144 187L143 184L149 183V186L145 190L146 193H144L143 198L140 197V200H144V203H143V201H139V204L141 205V209L138 212H135V211H137L136 209H135V211L130 212L132 205H128L127 203H125L124 202L125 199L120 200L121 190L118 191L119 188L117 187V184H113V182H114L113 180H115V178H117L116 175L118 174V173L116 174V172H117L116 169L119 171V169L117 168L118 166L114 167L115 168L114 169L113 168L114 165H113L112 166L113 169L111 168L112 170H110L111 166L109 167L108 165H106V169H104L105 171H102V174L103 173L104 174L103 175L100 174L101 177L98 176L97 172H95L96 174L91 173V175H93L92 179L91 178L88 179V181L92 182V183L90 182V184L92 186L93 185L95 186L96 183L98 185L100 184V186H98V187H97V185L95 187L93 186L94 190L93 191L91 190V194L93 195V198L96 202V203L94 202V204H97L98 202H100L99 200H101V198L105 199L106 201L108 200L107 203H106V201H104V204L102 202L103 205H102V210L100 211L101 214L96 213V216H95V219H97V220L99 219L98 216H100V218H101V219H99L100 223L101 222H107L104 225L103 223L99 224V222L95 221L96 222L95 225L98 223L100 225V227L102 225V228H104V230H103L102 228L99 227L101 229L100 230L101 232L98 231V229L96 227L97 225L95 226L92 221H90V223L92 222L91 223L92 228H90V230H88L89 225L86 226L89 223L88 220L86 223L87 212L85 213V211H82V210L85 209L84 207H86L89 204V202H87L85 205H83L85 201H83L84 198L82 197V195L85 194V191L83 194V191L77 185L78 183H80L79 181L82 178L81 179L80 178L75 179V178L79 177L80 175L74 176V174H75L74 172H77L79 169V167L77 165L76 166H74V165H75V162H77L75 160L79 159V161H83L85 159V157L89 156V154H87V151L89 149H87V148H88V146L91 148L92 143L94 141L97 145L98 144L104 145L106 143L109 144V142H111V140L113 141L117 137L119 138V136H117V134H115V132H117V129L119 128V126L116 127V126H112L113 125L112 123L109 124V122H111V120L109 119L110 116L108 117L109 114H107V118L109 119V121L107 118H105L106 117L105 116L104 120L99 123V126L101 125L100 134L96 135V133L94 132L95 134L92 133L91 136H90V134L88 135L89 138L85 136V139L88 138L86 141L84 140V138H83L84 142L80 141V142H82L79 144L80 145L79 148H81V149L77 148L78 149L77 150L75 148V146L77 147V145H78L76 143H78L79 140H82L81 138L79 140H76L77 142L73 144L74 145V146H72L73 152L67 153V151H69V150L63 149L67 155L65 154V152L62 149L60 150L61 153H59L60 151L57 153V152H55L54 148H45V150H44L45 152L42 151V153H44L45 157L43 158V155H41L43 159H41V157H40L38 159V161L43 160V162H41V164L43 163L42 166L44 167V165H46L45 167H47V168L49 166L50 169L48 168V170H47V168H45V171H46L45 172V171H43L42 166L40 164V165H38V167L41 166L40 167V171L42 170L41 172L37 168H36V170L34 169L35 171H38V173H36L33 169L28 168V167H30L29 166L30 164H27L28 167L26 166V164H22L23 161L25 162L24 159L26 157L21 158V156L18 155V157L20 156L19 159L20 158H21V160L23 159L22 163H21V161L19 163L17 161H15L18 163V164L16 163L17 165L15 164V162L12 163L13 158L16 159L17 157H16V154H15V157H13L14 153L12 155L10 152L13 148V146L11 148L12 142H11V144H9L10 146L8 144H6V143H9V142H7L8 140H6V139L10 138V136H9L10 132H8L9 130L7 129L8 131H5V133H4V129H3L4 127L1 126L3 130L0 131V135H2V136H0V220H1L0 226L2 225L1 224L2 222H6V223L2 225V226H4L3 227L4 231H1L2 227L0 228V231H1L0 232V240H1L0 241V249L3 248L1 250L2 253L0 251V261H8V262H10V264H26V263L30 264L28 262L31 261V260H29L30 256H31V257L35 258V259L32 258L34 262L40 261V264H74L76 262L81 263V264L82 263L83 264H89V263L90 264L91 263L92 264H96V263L104 264V262H106L105 264H109L110 263L109 260L111 259L112 255H113L112 253H114V251H116L115 248L118 247L117 250L121 252V253L118 252L120 255L122 254V252H126V251H130V253L126 252L127 256H125L126 253H123L122 255H124V256L121 255L122 257H115V256L112 257L113 260H111V261L112 262L115 261L114 264L116 262H117L116 264H124V263L125 264H130V263L131 264H141V262H143V261L146 264H154V263L155 264H169L170 262H171L170 264H173V262L174 263L177 262V264H179V263L182 264V262H184L182 260L183 257L185 255H187L188 253H190L189 248H188L190 246V242H188L189 239L187 238L188 237L187 236L188 235L187 223H188V220H190L189 216H191V214H190L191 212H189L191 210L189 208V202H188L189 197L191 194H194V193H192L193 191L194 192L196 190L198 191V189H196L197 187H199V190L201 191L200 186L203 184L201 181H203V172L205 169L204 166H207L208 163L209 164L212 163V162L206 163L204 161L205 160L209 161L213 158V156L219 155V153H220L219 149L221 150L222 144L226 145V142L229 143L230 140L232 139L231 134H230L231 131H229V129L232 127H235L234 125H236L237 123L239 124L240 121L242 122V120L245 117H247L250 113L249 112L250 108H248L246 110L245 103L243 104L242 103L243 101H241V99L240 100L239 99H231L227 95V92L232 90L233 88H236L235 87L236 82L234 81L235 77L237 75L240 76L246 70H248L252 65V64H250L251 61L256 62L255 61L256 58L254 60H253V58L259 52V50L262 48L259 46H258L259 48L255 47L253 51L257 50L258 51L257 53H256V51L255 52L251 51V53L250 52L245 53V51L243 49H242L243 52H241V50H239V52H238L236 50ZM209 46H208V48L207 47L206 48L208 51H211L212 48ZM213 46H215V47H213ZM147 47H146V49L144 47V49L146 52L147 51L149 52V49H147ZM13 48H14V50H13ZM223 48H225V49H223ZM10 49H12V50H10ZM185 49H186V52H184ZM185 49H183L182 52L187 54V57L185 58L186 55L184 56L183 54H181L184 56V58L182 57L183 59H187L189 57V55H191L190 54L191 52L188 53V51H193V50H189L187 48H185ZM190 49H192V48L190 47ZM52 50H54L55 52L58 51L57 53L54 52V54L59 53V55H62L61 56V57H63L62 60L59 61V58H58L57 59L58 61H57L55 59L56 55H54V54L49 55L46 53L48 51L52 52ZM141 50L143 51V48L140 49L139 51H141ZM245 50L247 51L246 48H245ZM142 51H141V53H142ZM262 51H264V50H261L260 54L264 53ZM71 52H72V54H69ZM78 52L79 53L82 52L84 55L83 56L81 55V57H79L77 54ZM174 52H176V51H173L172 54ZM178 52L180 53V51H178ZM178 52H177V55H178ZM212 52L215 53V50L214 51L212 50ZM221 52L222 53L224 52V53L222 54ZM219 53H220V55H218ZM244 53H245V55H244ZM13 54H15V53H13ZM143 54H145V52H143ZM143 54L139 55L140 57L142 56V59L144 56ZM150 54H152V53H150ZM175 54L176 53H174V56H176ZM193 54H196V52L194 51ZM249 54H252V55H250L251 58H250ZM23 55L20 56V54H19L21 59H22ZM50 56H52L53 58ZM169 56L170 55H168V57L166 58V61H168V62H170ZM171 56L174 57L173 55H171ZM172 57H170V58H172ZM245 57H247V58H245ZM147 58H149L148 55H147ZM182 58H180V59H182ZM189 58H191V57H189ZM249 58L251 60H249V62L245 63L246 61H248L246 59H249ZM145 59H143L141 61H140V59H138V60L142 64ZM262 59H260V60H262ZM127 60L125 59L124 61H127ZM147 60H149V59H147ZM182 60L180 61L181 63H182ZM192 60H194V58ZM192 60H191V62H193ZM256 60H259V58ZM187 62H188V60L183 61V63H187ZM258 63L260 64L261 61L260 62L257 61V65H258ZM45 64H43L42 66H44ZM26 65H27V63H26ZM190 65H193V63ZM30 66H29V68H30ZM142 66L144 67L145 64H142L141 67ZM162 66H165V65L163 64ZM24 67H22V68L24 69ZM29 68L27 65V69H29ZM96 68H97V66H96ZM42 69L44 70V67H42ZM42 69H41V71H42ZM92 69H94V68L92 67ZM197 70L198 69H196L195 71H197ZM39 71H40V69H39ZM39 71L37 70V73H39ZM57 72L58 73L60 72L59 74L62 75V77L64 78L63 80L61 79V76L59 74H57ZM199 72H203V71L201 70ZM199 72H198V74H199ZM148 73H150V72L149 71L147 72L146 69L143 68V70H141V73L139 76H142V75L147 76ZM12 74H13V72H12ZM55 74H54V76H55ZM207 74L208 73L206 72L203 75L206 77L207 76L209 77L210 74H208V75ZM160 75H162V73H160ZM57 76H55V77H57ZM75 76H77V77H75ZM146 76H143V77H146ZM148 76H149V74H148ZM49 77H50V75H49ZM3 78H4V80H3ZM83 78H84V80H83ZM139 78L140 77H138V79ZM162 78H163V76H162ZM198 78L200 79V81H202L200 76ZM60 79L62 81H60ZM199 79H198V81H199ZM49 80H50V78H49ZM73 80H75V81H73ZM143 80L146 81L147 79L144 78ZM81 81H79V82H81ZM89 81H90V83H89ZM164 82L166 83L167 81H165V79H164ZM205 82H208V83H205ZM34 83H35V80H34ZM142 83L144 84V82H142ZM148 83H149V81H148ZM167 83H169V82H167ZM200 83L202 84V82H200ZM43 84H45V83H43ZM70 84H71V86H70ZM86 84H87V86H86ZM34 85H36V83L33 84V88L35 90L33 89L34 93H33L32 97L33 98L35 97V99H36V101H35V99H34V101L36 103L41 102L40 105L43 104L42 106H44V105L46 106L47 103H48L47 105L50 106L51 102L49 103V101H52V99H50L48 97L50 100L49 99L46 100V96L44 97V94H43L44 92H42V90H41L42 93L41 92L39 93V91H40L39 86H38L39 91H36L37 87L35 88ZM46 85H44L45 86L44 89L46 88ZM49 85H51V84H49ZM49 85H47V87ZM53 85H54V83H53ZM56 85H57V83H56ZM145 85L149 86V84H145ZM153 85H156V84L154 83ZM153 85L151 84L152 87H153ZM61 86H59V87H61ZM40 87H41V85H40ZM64 87H65V85H64ZM82 87H83V89H82ZM112 87H114V85H112ZM159 87H161V88H159ZM164 87H166V85ZM167 87H169V86H167ZM243 87H245L244 89H246L247 86H243ZM243 87H241L238 91L241 92ZM8 88L9 87H4V86L0 85V95H1L0 96V105L1 106H2V103H5V102L7 103L13 97V95H11L12 90H9ZM163 89L164 88L161 85H158L155 92L158 90L157 93H159V92L162 93ZM65 90H66V93H65ZM9 91H11V92H9ZM20 91H22V90H20ZM243 91L245 92V90H243ZM72 92H69V93H72ZM78 92H80V90ZM81 93H82V91L80 93H77V95L78 94L81 95ZM154 93H153V97L150 99L151 100V106H154L157 108L158 105L160 103H162V101L164 102L163 99H165V97L167 99V96L163 95L164 97H162L163 98L162 101L161 100L159 101L158 99H161V97L156 100L155 99L156 96H154V95H156L157 93H155V94ZM25 94H23V98H21V100H23V102H25L24 100L27 99L26 98L27 94L26 95ZM42 94H43V96H42ZM18 95H19V92H18ZM59 95H57V96H59ZM20 96L22 97V94H20ZM61 96H59L60 100L57 98V100H59L60 102L62 99ZM194 96H196V97L194 98ZM66 97H64L63 100L65 99L64 102L65 103L68 102L69 105H67V106L70 107L71 102L73 105V98L71 99L70 98L71 96H70L67 99ZM158 97H159V95H158ZM75 98L76 97H74V99ZM84 98L85 97H83L82 100ZM55 100H56V98H55ZM78 100H80V99H78ZM82 100H81V103H83ZM145 100H147V99H145ZM145 100L144 101L141 100L142 102L141 101L138 102L134 108L136 114L139 113V116L141 114L144 115V117L141 115V118L143 119V121L146 117V114L149 112V110L152 109L150 106H149L150 107L149 109H148V107H146ZM154 100H156V101H154ZM54 101H52V103ZM85 101H86V99H85ZM85 101H84V103H85ZM158 101H159V103H158ZM200 101H211V102H213L212 103L213 106L215 104V105H217L216 107H220L221 110L218 108L219 111L218 110L216 112L214 111L215 113H214L213 117H209L211 115L207 116V114H205L206 109L204 108L205 109L204 110L202 108L201 104L199 103ZM152 102H153V105H152ZM156 102H157V104H156ZM63 103H62V105H63ZM53 104H55V103H53ZM83 104H82V106H84ZM124 104H125V102H124ZM124 104H123V106H124ZM212 105H210V106H212ZM49 106H48V108H49ZM63 106H61V107H63ZM123 106H122V109H123ZM125 107H127V106H125ZM125 107H124V109H126L128 111V109ZM243 107H245V109ZM71 108H75V106H73ZM77 108H79V109H77ZM77 108H75V109H77L76 112L80 110L78 113H82L81 111H83L84 107L82 108L81 106H77ZM156 108H154V109H156ZM160 108L163 109L164 107L159 106L158 109L160 110ZM46 109H47V107H46ZM54 109L53 110L49 109V111L50 112L53 111L52 113H55L54 118L59 117V114H58V116H56L57 114L54 111H57L59 113L62 110L61 109L57 110L56 108H54ZM228 110L230 113H228V112L226 113V111H228ZM44 111H46V110H44ZM120 111L122 112L125 110H121V108H120L119 113H120ZM156 112H157V114L156 115L153 114V115L158 116V117L157 118L155 117V119L153 117V120H155V121L154 122L153 121L148 122V124L151 123V126H152V124L154 123L153 125L156 127V129H155L156 132L157 131L162 132L165 129V127L162 128L163 123H161V122L164 121L163 115H165L166 112H165V114H164V110H163V112L160 111V113L158 110ZM4 113L6 114V112H4ZM113 114H116V113H113ZM126 114L127 113L125 111V113H123V115H122L123 118L121 116H119V117H121L120 121L118 120L119 118L118 119L116 118L117 114H116V116L115 115L114 116H115V119L118 120V123L123 122V120L126 117H127L126 119H128L130 122V118H128V116H126ZM129 114L130 113L128 111V115ZM160 114H162V115L160 116ZM61 115L63 116V113H61L60 116ZM62 116H61V118H62ZM159 116H160V120L158 122ZM5 117H7V116H5ZM3 118H4V116H3ZM105 119H107L108 123ZM121 119H122V121H121ZM161 119H163V120L161 121ZM126 122L128 123L127 120H126ZM155 123L162 125V127L161 126L158 127L159 125L157 126V124H155ZM125 126H126V124H125ZM154 126H152V127H154ZM154 128H153V131L155 132ZM159 128H160V131H159ZM100 129L98 127V131ZM144 129L149 131V134H147V131H144ZM126 130H127V128H126ZM127 131H131V130H127ZM6 133H7V136H9V137L6 136ZM157 133L155 135H157ZM140 134H142L143 137H141ZM144 135H148V136L145 137ZM4 136H6V137H4ZM92 136H94L95 139ZM152 140H154V143L157 142L156 144L159 143L158 146L155 144L157 147V148H155V150L153 148L155 145H154ZM190 142H194V141H190ZM14 147H15V145H14ZM150 148H152L154 151H151ZM46 149L49 151L50 155H48V151H46ZM74 149H76V150H74ZM86 149H87V151H85ZM112 149H108V150H112V152L115 151L114 147H112ZM169 149H171V148H169ZM70 151H71V149H70ZM156 151L157 152L162 151L163 154L161 156H158V154L156 153L157 154V156H156V155H154V153ZM38 152L39 151H37V153H35V154L33 153V156H35V157H33V159H35L34 161H36L37 157H39ZM109 152H111V151H109ZM190 152L193 153V154H190V156L194 155V158H192V159L189 158ZM9 154H11L12 157H10ZM45 154H47L48 156ZM86 154H87V156H85ZM30 155H32V153ZM90 157H91V155H90ZM206 157H208L209 159L207 160ZM10 158H12V160ZM30 158H31V161L33 164H35L37 162V161L35 163L33 162L32 156H30ZM30 158H29V160H30ZM80 158L83 160H81ZM19 159H18V161H19ZM216 160H218V159H216ZM213 162H215V161H213ZM216 162L213 164H216ZM26 163H28L27 160H26ZM13 164H15V165H13ZM23 165H25V166H23ZM107 166L109 167V170H110V174H109L110 178L108 176H107L108 178L107 177L105 178L107 171L109 172V170H107L108 169ZM35 167H37V166L34 165V168ZM131 167L133 170L132 173H130ZM190 167H192V168L195 167V168L192 170V168H190ZM79 170L81 171L83 169H79ZM194 171H195V173H194ZM121 172H123V170L120 171V173ZM72 173H74L73 176H71ZM83 173L84 172H81V176ZM77 174H79V173H76L75 175H77ZM121 175L122 174H120L118 176H121ZM132 175H134V176H132ZM69 176H71L73 178H70ZM84 176L85 175H83V177ZM134 177H135V180H138V181L134 182V184H133V181H135L133 179ZM69 178H70V182L67 181V180H69ZM129 178H130V180H129ZM131 178H132V180H131ZM71 180H73V182ZM75 180H77V181H75ZM64 182L66 183V185L63 184ZM74 182L77 186L74 184ZM70 183H71V185H70ZM136 183H138V184H136ZM200 183H202V184H200ZM126 184H124L125 185L124 188L127 187ZM63 185H64V188L62 189L61 187ZM59 187H60V189H59ZM67 187H68V189H66V193H67L66 196H68V197L71 194L70 191H71L72 187H73L72 188L73 190L71 191L72 193L75 192L74 188L75 189L78 188L77 189L78 193L80 192V190L82 191L75 198V201H79L80 198L83 199V200H81V201H83L82 202L83 204L81 203L82 204L81 205L79 203H76V206H79V205H81V207L83 206V209L80 207L81 210H79V208H78V212L79 211L84 212L85 217L83 216V214L81 212H79V215L81 213V218H80V216H78L77 217L78 220H77V218L75 219V217L77 215L74 218L71 217L72 219H70V214L68 215V213H66L67 216H65V213L59 214L62 217L65 216L64 218H62L60 216V221H64L65 223L60 222L57 218H56L57 221H59L58 223H57L56 219L53 220V221H55V223L53 221H52V223H54L55 225L60 224L61 227L59 226L57 228V230L54 231L55 233L53 232L54 234L52 237H51V235L48 234L49 232H52V229L47 234H45L46 236L44 235V233H41V234H43V236L41 238H44V239H42L43 244H41L42 241L40 239H38L41 236V234L38 235L40 232L39 231H38L39 233L36 232L38 230V228H37L38 226L35 224V222L37 224L39 223L38 224L39 226L43 225V223H44L43 220H45L46 217L43 220L41 219L43 223H40V221L38 219L41 218L42 214L44 215L47 213L46 211L48 209H50V206L56 204L54 200L57 201V198H59V195H62L65 193V192H63L61 194L60 193V192H62L61 190L64 191L65 188H67ZM101 187H104V191H103V188H101ZM146 187L147 186L145 185V188ZM57 188H58V191H57ZM99 188H101L102 190ZM69 189H70V191H68ZM142 189H144V188H142ZM95 190H97V191H95ZM99 190L101 193H103V194H101L99 192L104 198L101 197V195L98 193ZM200 191H198V192H200ZM222 192L225 194L224 191H221V193ZM122 193H124V191ZM74 194L75 193H73V195ZM125 194H127L126 189H125ZM94 195H95V197H94ZM97 196H100L101 198L99 197L100 198L99 199ZM121 196H123V194ZM221 196H224V195L221 194L220 196H218V198L215 201V202H217V204L220 202ZM55 197H57V198L55 199ZM86 197H87V195L85 196V198ZM96 197H97V200H96ZM87 198H89V197H87ZM87 198H86V200H87ZM117 198L119 201L116 200ZM63 199H61V201ZM90 201H92L91 197H90ZM24 202H26V205L24 204ZM28 202H30L31 204L33 202V204H35V206L38 207L36 209H39V210H35V212L39 211V214H37L38 212L36 214L32 213L31 218L29 217L30 220H32V222L30 223V227H29V225H26L27 224L26 221H28L27 215L30 214L31 211L33 212V208H32L33 206L30 208L31 210L28 209L29 208L28 205H30ZM221 202H222V200H221ZM221 202H220V204H222ZM51 203H53V204L51 205ZM91 203L92 202H90L88 208H90ZM121 203H122V205H121ZM124 203L126 204V206L128 205L129 207L123 206ZM105 204H106V206H105ZM109 205L112 206V208ZM94 207L97 210V208L99 206L97 204ZM108 207H110L111 209ZM27 210H28V213H26ZM106 210L108 211L107 213H106ZM131 210H133V209H131ZM66 212H68V211H66ZM104 212H105V214H103ZM40 213H41V215H40ZM20 215H21V217H20ZM23 215H26V218ZM136 215L142 216V217H140L141 218L140 219L141 220L140 228H139L140 231L137 229V227L135 225H133L134 224L133 220H132V224H131V221L129 220L131 217L136 218ZM34 216H35V218L32 219V217H34ZM56 216H58V215H56ZM121 216L122 217H126V216L128 217L129 216L128 221H130V222L125 221V219L122 220L123 218ZM22 217H24L25 219ZM105 217H109V219L106 218L107 219V221H106ZM36 218H38V219H36ZM22 219H24V222L22 221ZM102 219H104L105 221ZM35 220H37L38 222ZM65 220H67V221H65ZM122 221L128 222V223H124ZM7 223H8V227L5 228V226H7L6 225ZM61 223H63L64 225L66 224V225L63 226V224H61ZM28 224H29V222H28ZM32 224H33V226H31ZM26 226L29 228V230L27 229ZM155 226L157 227L155 230L157 232L156 233V239L154 238L155 243H153L154 240L151 243H147L146 240H148V242H149L150 238H152V236H153V233L148 231V229L150 230V228H151V230H153ZM35 227L37 229H35ZM95 227H96V229H94ZM47 229L49 230V227ZM6 230H7V233L5 232ZM91 230H92L93 234L91 233ZM102 230H103V233H102ZM97 231L100 232L99 235H98ZM183 231H185V233ZM34 232H36V233H34ZM138 232H141V233L144 232L145 235L148 232H150V233H152V236L147 235L149 237V239L147 237L146 240H144V239L141 240L139 238L137 240V238H136L137 242H133L134 241L133 239L128 240V238H131L133 235H134L133 238H135L136 234ZM180 232H181V234H180ZM81 233L83 234L82 237H81ZM89 233H90V237L94 238V236H95V238L97 237L96 240H98V241L96 242L95 238H94L93 241L91 240V242H94V243L89 244L90 239H88L89 237H87V239L89 241L86 242L87 240H84V235L87 236V235H89ZM100 234L102 236H100ZM185 234H187V235H185ZM27 235H28V237H27ZM96 235H98V236H96ZM36 236H37L38 241H35ZM182 236L183 237L185 236L186 239H183ZM29 237L34 239L30 243H29V240H30ZM126 237H127V239H126ZM81 238L83 239V241L80 240ZM98 238L101 240H99ZM179 238H182V239L179 240ZM74 239H75V242H74ZM85 239H86V237H85ZM125 239L127 241H125ZM226 239H228V238H226ZM139 240H141V242ZM182 240H184V242ZM72 241H73V244L75 243V246L77 245V248L74 249L75 246L71 243ZM123 241H124V244L126 245V247L130 248L129 250H128V248H126L124 246ZM144 241H146L144 244L147 247V251H146V247L143 246ZM78 242L80 245L78 244ZM98 242H99V245H97ZM126 242H127V244H126ZM68 243H69V246L73 245V246H71V247H73V250H72L73 255L70 253H69L70 255L68 254L69 256L72 255L71 259H69V261L71 260L70 262H68V260H67V258H70V257H68V256L64 257V252H65V256H66L67 255L66 253H68L67 251L70 250L67 247ZM83 243H84V245H81ZM86 243L89 245V247L91 246L92 248H93V244H94V246L97 245L98 246L97 250L101 249V251L103 249H105V248H103L104 246L106 247V250H108V247H109V252L113 251V252L107 253V257H109V254H110V256H111V257H109L110 259L106 258L107 260H105L103 262L97 261L98 258H95L94 254L92 255V253L94 252L93 249L91 250V253H90L92 256V259H91V256L89 255V253L87 254V250L89 251L90 248H88V246L85 245ZM109 243L110 244L113 243L114 246L113 245L111 246ZM132 243H135V244H132ZM146 243L149 244V246L151 244V246H153V248H151V246L150 247L147 246ZM108 244H109V246H108ZM116 244H118V246ZM155 244H156V246H155ZM39 245H40V247H39ZM78 246H80L81 248H79ZM84 246H86V248ZM110 246L112 249L114 248V250H111ZM4 247H5V249H4ZM123 247L126 249V251L124 249H123L124 251L122 250ZM82 248L85 249V252L80 251L81 254L80 253L79 254L81 256L78 255V253H76L78 255V256L76 255L77 257L74 256L75 255L74 252L77 251L76 249L80 250ZM95 248L96 247H94V250H96ZM133 249H135L137 251L139 250V251L138 252L135 251L136 253L135 252L131 253L132 251H134ZM106 250H103V251H106ZM144 250H145V252H144ZM183 251H184V253H183ZM83 252H84V255H83ZM172 253H174V256L179 255V259H178V257L175 256V258L178 259L177 261L175 260L176 262L175 261L172 262V260H174V256L172 257V255H173ZM131 254H133L134 256L136 255V257H134L133 255L131 256ZM140 254H141V256H140ZM24 255H28L29 257L24 256ZM85 255L86 256L89 255V256H87V258L90 257V258H88L90 260L89 262L87 261L88 263H85L86 257L83 258V256H85ZM180 255L183 257H180ZM79 256L81 257V262L79 261L80 259L78 260ZM93 256H94V258H93ZM61 257H62V259H61ZM74 257H76L77 261L74 260L75 259ZM25 258H26V260H29V261L28 262L26 260L24 261ZM63 258L64 259L66 258V259L64 260ZM180 258H182V259H180ZM185 258H184V260H185ZM146 259H147V261H146ZM65 261H66V263H65ZM94 261H96V262H94ZM38 264H39V262H38Z\"/></svg>", "mask_w": 264, "mask_h": 264}, {"label": "snow or ice", "instance_id": "obj_3", "mask_svg": "<svg viewBox=\"0 0 264 264\" xmlns=\"http://www.w3.org/2000/svg\"><path fill=\"white\" fill-rule=\"evenodd\" d=\"M264 3V0H262ZM193 9L195 10L198 6L193 5ZM93 24V20L91 17H85L81 19V25L83 27H88ZM190 34L195 38L196 33L202 27V21L196 11L193 12V15L189 21ZM262 39H264V29H262ZM236 87H243V80L238 79L236 82ZM260 90H261V106L264 108V61L261 64V72H260ZM0 264H10L8 261H0Z\"/></svg>", "mask_w": 264, "mask_h": 264}]
</instances>
